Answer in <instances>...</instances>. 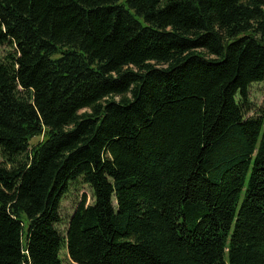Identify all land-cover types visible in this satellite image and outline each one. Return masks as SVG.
Returning a JSON list of instances; mask_svg holds the SVG:
<instances>
[{
  "label": "trees",
  "instance_id": "trees-1",
  "mask_svg": "<svg viewBox=\"0 0 264 264\" xmlns=\"http://www.w3.org/2000/svg\"><path fill=\"white\" fill-rule=\"evenodd\" d=\"M0 46V264H264V0H0Z\"/></svg>",
  "mask_w": 264,
  "mask_h": 264
},
{
  "label": "rangeland",
  "instance_id": "rangeland-1",
  "mask_svg": "<svg viewBox=\"0 0 264 264\" xmlns=\"http://www.w3.org/2000/svg\"><path fill=\"white\" fill-rule=\"evenodd\" d=\"M123 1V0H120ZM10 50L6 46H0V59L6 56ZM116 101L119 97L114 98ZM264 111V81L253 84L249 87V114L248 117H257ZM40 137L33 138L30 145H34L40 141ZM85 199L86 205H91L93 197L90 188L84 185L80 180L70 185L68 192L62 198L59 207L60 223L56 226L59 232L65 236L70 218L72 217L76 207ZM60 257L64 264H69L66 249L63 247Z\"/></svg>",
  "mask_w": 264,
  "mask_h": 264
}]
</instances>
